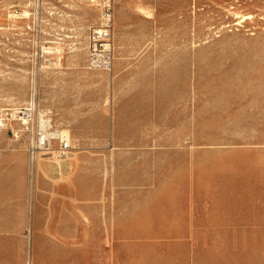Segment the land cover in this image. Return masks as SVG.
Segmentation results:
<instances>
[{
	"label": "rangeland",
	"instance_id": "obj_1",
	"mask_svg": "<svg viewBox=\"0 0 264 264\" xmlns=\"http://www.w3.org/2000/svg\"><path fill=\"white\" fill-rule=\"evenodd\" d=\"M101 12L0 0V264H264V0H114L110 69Z\"/></svg>",
	"mask_w": 264,
	"mask_h": 264
},
{
	"label": "built area",
	"instance_id": "obj_2",
	"mask_svg": "<svg viewBox=\"0 0 264 264\" xmlns=\"http://www.w3.org/2000/svg\"><path fill=\"white\" fill-rule=\"evenodd\" d=\"M97 1L102 9L101 22L92 31L89 62L94 68L110 69L115 60V51L111 42L114 0ZM12 121H19L28 131L31 161H37L40 154L65 158L73 148L69 137L61 133L54 134L52 118L48 112H44L40 119L38 118V108L34 101L23 107L8 110L1 123L8 126Z\"/></svg>",
	"mask_w": 264,
	"mask_h": 264
},
{
	"label": "bare ground",
	"instance_id": "obj_3",
	"mask_svg": "<svg viewBox=\"0 0 264 264\" xmlns=\"http://www.w3.org/2000/svg\"><path fill=\"white\" fill-rule=\"evenodd\" d=\"M25 16H28V14H29V12L27 11V10H25L24 11V13H23ZM11 15H13L12 13H11ZM45 47V46H44ZM57 48V47H56ZM46 49H47V47H46ZM52 50V49H51ZM43 111H41V115H43ZM58 133H61V134H63V135H66L67 137H69L70 138V136H69V131L68 130H66V129H63V130H61V131H56V132H54V134H58ZM43 159V157H40V159ZM41 161V160H40Z\"/></svg>",
	"mask_w": 264,
	"mask_h": 264
}]
</instances>
